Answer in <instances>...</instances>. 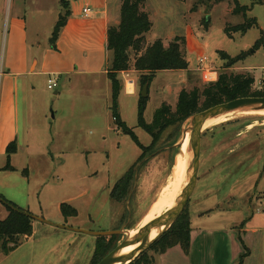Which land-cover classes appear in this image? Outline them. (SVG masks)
Returning a JSON list of instances; mask_svg holds the SVG:
<instances>
[{"label": "rangeland", "instance_id": "374dc122", "mask_svg": "<svg viewBox=\"0 0 264 264\" xmlns=\"http://www.w3.org/2000/svg\"><path fill=\"white\" fill-rule=\"evenodd\" d=\"M237 1L146 0L144 9L149 12L152 21V28L146 34L147 42L162 39L167 45L175 37L182 36L186 39L187 59L190 62L187 70H163L156 74L148 87L149 99L145 109L148 122L152 121L156 110L164 103L174 110L183 89L191 90L212 82L198 68L201 57L208 58V62L218 71V76L221 72H248L255 78L256 89L264 86V68H261L264 66V7L258 3L259 0ZM57 3V0H53L54 5ZM239 5L247 6L249 10L235 13ZM60 17L61 13L58 19ZM253 18H257L258 24L245 34L232 31L233 37H230L226 32L227 27L235 29ZM259 39L263 43L256 50L255 43ZM220 51L231 56L245 51H250V54L243 62L224 68L225 60L221 58ZM243 65L257 67L245 69ZM128 72L136 81L137 88L134 95L122 91L119 97L120 113L140 142L149 145L152 141L150 134L138 126L139 99L144 87L141 85L142 72L134 69ZM211 76L213 81L218 78L215 73ZM38 83L40 96L33 121L40 131L35 133L34 145L37 146L33 149L43 150V156H23L22 164L31 169V183L41 184L39 195H44L43 202L46 200L47 205H44L48 208V214H51L55 195L69 197L85 191V195L71 203L78 215L77 219L69 218L66 226L91 231L118 229L138 232L141 223L152 215L153 206L160 196L172 187L177 171V155L181 152L180 143L190 128L191 119L164 130L153 151L139 163L130 194L124 200L116 201L110 197L111 189L138 161L141 149L130 135L114 127L116 124L109 114L110 110L107 113L105 110L108 105L105 91L101 87H92L94 81L90 79L72 92L62 91V83L50 89L47 78H39ZM58 89L60 96L55 94ZM73 99L76 100V109L72 110L69 106ZM89 100H94L90 106ZM72 111L75 113L72 114ZM239 114L204 132L199 177L187 205L188 211L227 207L231 209L232 217L239 216L240 219L242 215L252 214L250 205L254 210L258 207L255 198H259V194H256L259 191L257 183L264 168V115ZM109 125L112 127L110 130ZM60 149L68 154H62ZM19 177V181L24 178L21 174ZM54 184L61 185L54 187L60 193L52 191ZM17 196L22 195L18 193ZM35 200L39 205V197ZM5 210L6 206L0 203V219L5 218ZM47 220L60 224L52 219ZM34 223L36 231L38 227H43L54 229L56 233L46 235L40 229L36 235L22 238L14 251L0 258V264L90 263L96 236L37 220ZM62 238L68 239L64 245L59 244ZM123 239L118 235L115 242L118 244ZM144 252L149 257L155 255L149 249Z\"/></svg>", "mask_w": 264, "mask_h": 264}, {"label": "crops", "instance_id": "0c3cea01", "mask_svg": "<svg viewBox=\"0 0 264 264\" xmlns=\"http://www.w3.org/2000/svg\"><path fill=\"white\" fill-rule=\"evenodd\" d=\"M57 1L58 3L54 5L53 0H0V195L37 216L67 225V220L77 219L78 214L64 216L61 205L63 203L72 205L71 203L85 195V191L69 197L55 195L49 212L51 214H48L46 200L43 202L44 195L42 197L39 195L41 184L31 183V169L22 164L23 156L31 157L34 154L43 156V150L33 149L37 146L34 145L35 133L40 131L33 121L40 96L38 81L41 77L47 78L49 85V80L55 79L56 87L62 83V91L72 92L90 79L94 81L92 87L98 89L101 87L105 91L108 104L105 110L107 113L109 109V114L112 115V82L108 75L111 58L108 50V28L119 23L122 3L121 0ZM64 1L68 4L70 15L53 46L51 35L67 10L63 6ZM258 3L264 7V0H259ZM85 7L92 10L86 14ZM59 13L61 17L58 19ZM243 66L245 69L257 67ZM216 74L218 77V71ZM118 77L123 82L120 94L123 91L127 95H134L137 83L134 91H130L126 82L130 77L129 72H119ZM55 94L60 96L61 91L58 89ZM89 95L87 94L88 99H91ZM89 101L90 106L94 100ZM69 108L76 109L75 99ZM74 113L72 111V114ZM122 120L124 121L123 118ZM114 127L116 128V125ZM108 129L112 127L109 125ZM117 129L120 131L118 127ZM11 143H15V149L8 156V147ZM61 152L64 155L68 154L64 150ZM19 174L24 177L21 181ZM258 179L259 191L256 194H259V198H255L258 207L254 210L251 205L249 206L251 215H242L240 219L239 216L232 217L230 208L220 206L198 208L194 212L189 210L191 224L189 253L180 245H176L164 253L153 255L151 264H238L243 255L242 264H264V168ZM60 186L54 184L52 191L60 193L54 189ZM18 193L22 196H17ZM36 197H39V205ZM190 207L193 208L192 204ZM3 214L5 218L8 216L7 208ZM33 226V234L28 237L36 235L40 229L46 235L56 233L54 229L43 227H38L36 231L34 222ZM66 242L68 239L62 238L59 244L64 245ZM3 255L4 253L0 252V258Z\"/></svg>", "mask_w": 264, "mask_h": 264}, {"label": "trees", "instance_id": "16d2710c", "mask_svg": "<svg viewBox=\"0 0 264 264\" xmlns=\"http://www.w3.org/2000/svg\"><path fill=\"white\" fill-rule=\"evenodd\" d=\"M121 1L120 21L118 24L110 25L108 28V50L111 53L108 72L112 82L111 110L114 123L122 132L132 137L134 142L140 147L141 155L138 161L111 189L110 197L116 201H122L130 194L139 163L153 151L166 128L185 122L195 113L239 97H264V86L261 89H256L255 78L252 74L248 72H221L217 80L208 82L203 87H195L191 90L183 89L179 94L174 110L169 104L164 103L156 110L152 121L148 122L145 119V109L149 98L141 96L138 107V126L150 134L152 138L149 145L142 144L134 130L122 120L120 115L119 95L123 84L118 77L119 72L132 69L142 72L141 85L150 86L159 71L187 70L190 62L187 59L186 39L182 36L175 37L167 45L162 39H157L152 43L147 42L146 34L152 28V21L149 12L144 9L146 0ZM237 3L239 4V1ZM67 5L64 1L63 6L67 9L66 13L55 26L51 35L53 46H55L60 31L70 15V9ZM248 10L247 6L239 5L234 12L240 13L241 11L246 13ZM257 24L256 18L247 19L246 22L237 25L235 29L227 27L226 32L230 37H233L232 31L245 34ZM262 43V39L257 40L255 49H259ZM249 54L250 51H245L237 56H231L225 51H220L221 58L225 60L224 68L235 66L246 59ZM132 55L134 56L132 57ZM14 149L15 143H11L8 147V156ZM0 196L8 204L18 207L4 196ZM5 206L9 214L5 219L0 220V252L9 254L19 246L22 238L33 234L34 219L29 215L12 209L9 205ZM61 211L66 217L77 215V209L69 203H63ZM190 234V212L186 207L175 223L151 245L149 250L159 254L176 245H180L186 253H189ZM117 239L118 235L97 237L95 251L90 264H97L108 254L117 245L115 242ZM153 259V256L149 257L147 252H144L130 264H151ZM243 260L244 255L240 258L238 264H242Z\"/></svg>", "mask_w": 264, "mask_h": 264}, {"label": "water", "instance_id": "95a60500", "mask_svg": "<svg viewBox=\"0 0 264 264\" xmlns=\"http://www.w3.org/2000/svg\"><path fill=\"white\" fill-rule=\"evenodd\" d=\"M148 85H145L141 91V96L146 98L148 96ZM252 111H264V97L259 96H246L233 99L228 102H224L198 113H195L189 119H191L190 128L187 130L190 133L189 143V157H188V171L186 179L182 186V189L173 205L168 209L160 218L151 222L150 224L140 228L134 235L130 233V230H109V231H91L79 228H71L64 224H57L43 217L34 215L24 209L15 207L12 204H8L1 196L0 202L4 205H9L12 209L17 210L23 214L29 215L34 220L40 221L45 224L67 229L76 232H83L86 234L99 236H112L121 235L124 237L108 254H106L97 264H130L145 250L149 249L151 245L159 239L179 218L182 212L187 207L189 200L196 188L199 169H200V157L201 146L204 132V126L210 119L220 117L232 112L244 113ZM188 120V119H187ZM187 131L183 135V139L186 136ZM182 145V141L180 143ZM156 229V236L152 237V231ZM129 246H136L134 249L124 252Z\"/></svg>", "mask_w": 264, "mask_h": 264}, {"label": "bare ground", "instance_id": "6f19581e", "mask_svg": "<svg viewBox=\"0 0 264 264\" xmlns=\"http://www.w3.org/2000/svg\"><path fill=\"white\" fill-rule=\"evenodd\" d=\"M129 89H132V86H129ZM132 91V90H130ZM243 114L248 115V114H259V115H264V111H252V112H247L245 111ZM239 116V112H232L226 115H222L220 117H216L213 119H210L209 121L206 122L204 129L211 128L213 126L219 125L225 121H229L230 119L234 118L235 116ZM189 143H190V133L187 131L186 136L184 140L182 141L181 145V152L177 155V163H176V174L173 180L172 187L168 189V191L164 192L158 202L153 206V211L152 215L149 216L146 220H144L139 229L150 224L151 222L157 220L160 218L168 209L173 207L181 189L184 184V181L186 179L187 171H188V152H189ZM151 209V208H150ZM132 235L136 234L134 232H130ZM157 230L154 229L152 231V237L156 236ZM136 246H129L127 247L124 252L130 251L134 249Z\"/></svg>", "mask_w": 264, "mask_h": 264}, {"label": "built area", "instance_id": "2783aa9c", "mask_svg": "<svg viewBox=\"0 0 264 264\" xmlns=\"http://www.w3.org/2000/svg\"><path fill=\"white\" fill-rule=\"evenodd\" d=\"M92 9L90 7H85L84 8V12L86 14H88ZM198 68L202 71H204V75L206 78L210 79V80H214L213 77L211 76L212 74H216V69L213 68V65L211 62H208V58L207 57H201L198 61ZM127 86L129 88V86H132V90L134 91V87H135V80L133 78L128 77L127 78ZM57 86V81L55 79H50L49 80V85L48 87L50 89H53L54 87Z\"/></svg>", "mask_w": 264, "mask_h": 264}]
</instances>
